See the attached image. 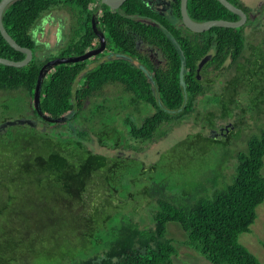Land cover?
<instances>
[{
  "label": "trees",
  "instance_id": "obj_1",
  "mask_svg": "<svg viewBox=\"0 0 264 264\" xmlns=\"http://www.w3.org/2000/svg\"><path fill=\"white\" fill-rule=\"evenodd\" d=\"M229 1L243 9L250 21L248 7L239 0ZM100 2L15 0L4 11L5 28L21 46L30 48L34 56L28 65L21 68L0 64V91H24L26 97L30 98L28 107L34 117L17 120L9 117L0 123V264H36L38 257L47 255L49 249L51 256L56 255L57 250L63 249L66 240L75 242L80 239L92 247L91 241L96 230L98 234H104L99 239L95 253L73 260H70L69 254H65L61 263L173 264L178 251L173 239L167 237V225L170 222L179 223L188 237L186 245L212 264H262L240 243L239 237L251 231L258 216L257 208L264 202V129L252 135L247 140L246 148L235 156L230 145H225L226 159L237 160L232 184L222 186L223 170L221 177L218 174L207 175L200 183L184 189L181 194L175 193L162 181L150 179L147 173L156 172L158 164L146 167L143 162L128 156L111 157L97 153L89 144L92 134L101 146L119 150L126 138L124 128L132 140L151 142L162 125L179 123L192 115L200 97L218 105L220 110L218 114L207 112L209 128L217 127V119H229L231 108L236 111L241 109L233 125L243 124L246 108H242L241 102L236 99L238 87L242 84L246 87L253 80L256 53H264V49L250 45L254 58L248 57L241 62L248 47L244 26L237 29L212 27L199 33L201 38L196 42L185 37L181 43L183 55H179V62L178 58L167 52L172 66L168 72L159 74L157 87L161 95H154L152 83L142 70L125 59L108 61L90 70L86 61L50 66L43 80L40 110L44 115L60 121L49 122L39 114L34 104V92L42 67L55 56H82L91 45L85 44L83 37L77 39L75 36L72 43L63 47L58 55L48 52L43 54V47L35 39L33 30L49 12L65 9L76 21L77 34L82 26H88L87 29L91 31L89 18L99 9ZM142 9L141 0H126L120 10L132 14ZM106 11L104 25L112 37H118L119 28L129 23L122 22V17L117 14L111 15L110 8L107 7ZM188 12L198 22L239 19L218 0H189ZM178 15L181 17L180 11ZM143 27L146 26L143 24ZM151 30L150 33L159 43L164 41L156 33L158 31ZM125 43V48H130V42ZM211 51L214 54L209 65L214 66L215 70L235 67L238 71L228 82L226 94L207 95L215 81L197 82L192 75L197 63ZM25 56L14 49L0 32V57L18 61ZM182 59L185 64L183 80H180ZM113 84L121 85L129 97L123 108L132 106L138 113L137 118L127 116L124 127L117 124L119 111L115 112L112 107L106 106L108 99L94 101L106 86ZM227 92L230 101H225ZM142 106H155L156 109L143 117ZM236 129L240 130L239 127ZM203 143L210 145L218 141L203 132H197L177 143L171 150L177 151L182 147L192 149L196 144ZM134 162L140 163L139 171L147 182L143 190L145 195L157 202L156 206H152L153 225L145 226L142 221L135 220V214L126 213L125 217L109 223L108 219L114 215L111 210L102 222L110 224L107 231L106 227L105 230L102 226L98 228L101 222L93 216L96 213L101 215L98 209L101 205L115 209L121 204L119 200L117 206H112L111 198L115 194L119 197V190L111 185L118 179L123 184H129L128 176L137 174L131 168ZM98 182L109 187L111 196L104 198L102 204L93 206L86 203L87 195L91 194V187ZM131 197L134 198V195L131 194ZM39 199L50 201L52 216L59 208L54 219L49 214H46V219L38 215ZM65 212L72 219L80 217L84 223L72 219L68 221ZM33 218L38 220V225L30 224ZM55 223L58 224V230L52 234L48 228ZM21 226L28 230L19 229ZM30 226L39 231L35 237H32L34 230ZM53 241L57 243L52 244ZM13 242L20 245L21 249L15 248Z\"/></svg>",
  "mask_w": 264,
  "mask_h": 264
},
{
  "label": "rangeland",
  "instance_id": "obj_2",
  "mask_svg": "<svg viewBox=\"0 0 264 264\" xmlns=\"http://www.w3.org/2000/svg\"><path fill=\"white\" fill-rule=\"evenodd\" d=\"M239 1L250 10V21H247L244 25V34L246 35L248 46L244 53V57L241 59V62H244L245 58H254L253 51L249 48L250 45L254 47H262L264 49V0ZM73 26H76V21L65 9L49 12L42 17L35 26L33 35L43 47V54H46L47 52L48 54H51L54 52L53 54L55 55V51L60 48V44L62 46L66 44L65 40L70 37V28ZM255 57L256 59L253 69L256 70V74H254L253 80L250 81L246 87L244 84L238 87L239 93L236 99L241 102L240 105L242 108H246V113L243 124L236 125L240 130L235 129V132L241 131L242 136L240 139L234 140L233 144L230 146L233 156L246 148L247 140L252 135L259 133L261 129H264V53L257 52ZM228 65L229 63H227L226 66ZM237 74L238 71L235 67L227 68L226 70L223 69L222 71L216 70L213 74L215 76L213 77L215 78L213 90L208 95L214 96L215 94H226V86L228 85V82ZM229 93L232 94V91H229ZM104 98L108 99L106 106L112 107L115 112L119 111L117 120L118 126L124 127L127 116H132L134 118L138 117L137 110L134 107L129 106L123 108V106L128 103L129 97L125 94L121 85L113 84L106 86L100 97H97L94 101L101 102ZM28 101L30 102V98L26 97L24 91H11V93L0 91V123L9 117L13 120L21 119L23 117H34L33 112L30 110V107H28ZM225 101H230L229 94L225 97ZM142 110L144 112L143 117L152 114V108L150 107H143ZM209 111L216 114L220 112L218 105L209 103L206 101L205 97H200L196 104V110L192 115L187 116L179 123L162 125L151 142L144 143L132 140L128 135L127 129L124 128L126 138L119 150H111L101 146L97 142L96 137L91 133L92 138L89 146L95 152L107 154L111 157L128 156L132 159L134 158L143 162L146 167L158 164L156 172H148L147 174L151 180L166 183L175 193L179 192V194H181L184 189L200 183L202 178H206L207 175L218 174L219 177H221V172L223 170L224 177L222 175L223 179L221 184L225 187L232 184L234 175L236 174L235 168L237 165V160L235 158L228 159L227 157L226 159V138H221L218 143H210V145L204 143L203 145L196 144L192 149L182 147L177 151L171 150L177 143L185 140L191 134L197 132H203L206 135L209 134L210 128L206 116ZM238 113H241V109L236 111L231 108L229 119H217V126H224L228 121L232 123L233 121L235 122ZM138 120L140 121V119ZM127 145H130L131 147H127ZM131 168L132 171H135L137 174L128 176L130 181L129 184H123L118 179L114 185H111V187H116L119 190V197L115 194L111 198L112 206H117L119 200L121 204L115 209H110L101 205L98 207L100 212H102L101 215H97L96 213V215L93 216L95 220L98 218V221L101 222L98 225V228L99 226H102V229L105 230L106 227L107 231L110 224L106 225L102 222L105 221L108 214L111 213V210L114 212V215L108 219L109 223L125 217L124 213H126L135 214V220L142 221L145 226L153 225L152 206H156L157 202L151 197L148 198L143 191L147 182L139 171L140 163L134 162ZM262 173L264 175V167ZM119 176H122L121 173H119ZM98 183L99 184H96L93 188L91 187V194L87 195L86 203L90 205L93 204V206L102 204L104 198L111 196L109 187L101 185V182ZM131 194L134 195V198L131 197ZM121 201L125 202L123 203ZM38 202L40 205V207L37 208L39 211L38 215L46 219V214L51 215L50 201H42L39 199ZM58 210L59 208L56 209L53 216L51 215L53 219L56 217ZM60 211L64 213V210L60 209ZM66 214L68 216V221H70L72 218L68 213ZM257 215V219L252 225L251 231L240 235L239 241L243 246L248 248L262 264H264V202L257 208ZM72 220H75L77 223H84V220L80 217ZM30 224L38 225V220L33 218L30 220ZM35 228L36 227L34 226H30V229L34 230L32 237H35L39 232L38 230H35ZM19 229H23V231L28 230L27 227L23 228L22 226L19 227ZM48 230L52 234L55 233L58 230V224L55 223L52 227H49ZM103 234L100 235L97 230L95 231L94 239L91 241L92 247H88L80 239L75 242L66 240L63 249L57 250L56 252L58 253L56 255L54 254L51 256L49 249L47 255L38 257L37 260L39 261L36 264H63L64 262L61 263V261L65 254H69L68 256L70 257V260H73L75 257H81L91 253L93 254L98 250L97 244ZM167 237L173 239L174 245L178 251V254L173 258V264H212L196 250L186 245L185 242L188 237L179 223H168ZM56 243L57 242L53 241L52 244ZM13 244L18 250L21 249L20 245L14 242Z\"/></svg>",
  "mask_w": 264,
  "mask_h": 264
},
{
  "label": "flooded vegetation",
  "instance_id": "obj_3",
  "mask_svg": "<svg viewBox=\"0 0 264 264\" xmlns=\"http://www.w3.org/2000/svg\"><path fill=\"white\" fill-rule=\"evenodd\" d=\"M141 3L143 5L142 11H135L131 14L120 10L123 4L118 8L112 9L101 0L98 5L99 9L93 12L89 18V27L91 31L87 29L88 26H82L80 33L77 34L76 28L74 26L71 27L69 33L71 34L70 37L65 40V45L62 46L60 44V48L55 51V55H58L63 47L72 43L75 36L77 39L83 37L82 41H85V44L91 45L85 53L100 49L104 45V49L101 53L86 60L88 70L108 61L120 58L125 59L142 70L145 77L152 83L151 89L153 94L161 95V91L157 87L159 74L168 72L172 66L167 52L171 53L175 58H178L179 62V55H183L181 46L183 39L189 37L196 42L198 38L201 37L198 35L199 33L191 32V30L183 24L182 16L179 17V11L181 13V0H141ZM107 7L110 8L111 13H113L111 15L117 14L119 17H122V22L127 21L129 23V25H124L119 28L120 33L118 37H115L116 35L112 37L104 25V16L107 13ZM131 21H133V23H130ZM143 24L146 27H143ZM151 29L158 31L156 33H158L164 41L159 43L150 33L152 32ZM128 41L130 42V48L126 49L124 44ZM122 50H126V52ZM213 54L212 51L208 52L197 63L195 72L192 74L197 82L205 83L209 80L215 81V78H213L215 77L213 75L216 71L215 67L209 65L212 61ZM55 57L56 58L52 60L59 58L57 56ZM205 59H208V61L200 67V64ZM175 61H177V59ZM184 64L185 62L182 59L180 80H183V77H181V68L182 66L184 67ZM182 85L185 86L184 83ZM212 85H214V83H212ZM212 90L213 88L208 90L206 94L208 95ZM151 108L152 111L156 109L155 106H151ZM236 128V125L228 121L224 126L210 128L208 135L217 141L221 138H226V144L231 146L234 140H238L242 136L241 131L235 135Z\"/></svg>",
  "mask_w": 264,
  "mask_h": 264
},
{
  "label": "water",
  "instance_id": "obj_4",
  "mask_svg": "<svg viewBox=\"0 0 264 264\" xmlns=\"http://www.w3.org/2000/svg\"><path fill=\"white\" fill-rule=\"evenodd\" d=\"M13 1H15V0H1V2H0V32L3 35V37L5 38V40L14 49L24 53L26 56L23 60H18V61L0 57V64L21 68V67L28 65L32 61L34 54L30 48L21 46L9 34V32L7 31V29L4 26V23H3L4 11ZM125 1L126 0H102V2L104 4L108 5L112 9L120 7L122 4L125 3ZM188 1L189 0H181V16H182L183 24L189 30H191L193 32L203 33V32L208 31L212 27L237 29V28L243 27L248 21V15L243 9L237 7L236 5L231 3L229 0H218L228 10H230L234 14L238 15L239 19L237 21L219 19V20H208V21H204V22H198V21L193 20L191 18V16L189 15ZM103 49H104V45L100 49L85 53L82 56L69 57V58H57V59H54V60L48 62L47 64H45L42 67L40 74H39L37 86H36V89L34 92V104H35V108L37 109L39 114L42 115V117L44 119H46L49 122H56V121L59 122L60 121V120H56V119H53V118H50V117L44 115L42 113V111L40 110L41 89H42L44 77L46 76V74L49 71V67L54 66V65H58V64H63V63H76V62H80V61H86L87 59L91 58L92 56H95V55L101 53L103 51ZM206 61H208V59H205L200 64V67H202L204 65V63H206ZM183 71H184V67L182 66L181 77H183Z\"/></svg>",
  "mask_w": 264,
  "mask_h": 264
},
{
  "label": "bare ground",
  "instance_id": "obj_5",
  "mask_svg": "<svg viewBox=\"0 0 264 264\" xmlns=\"http://www.w3.org/2000/svg\"><path fill=\"white\" fill-rule=\"evenodd\" d=\"M65 1V0H64Z\"/></svg>",
  "mask_w": 264,
  "mask_h": 264
}]
</instances>
